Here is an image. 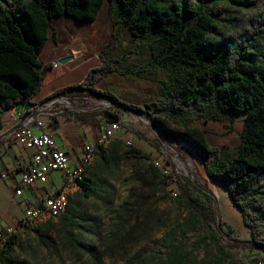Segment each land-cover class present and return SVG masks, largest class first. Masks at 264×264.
Listing matches in <instances>:
<instances>
[{
    "label": "trees",
    "instance_id": "obj_1",
    "mask_svg": "<svg viewBox=\"0 0 264 264\" xmlns=\"http://www.w3.org/2000/svg\"><path fill=\"white\" fill-rule=\"evenodd\" d=\"M105 2L109 16L130 36L140 42L152 36L158 39L152 63L145 70L127 73L165 71L168 80L161 83L160 98L135 107L96 91L98 80L115 71L114 61L103 62L91 69L82 83L52 95L86 92L107 99L118 110L146 118L166 141L186 145L202 163L207 177L228 194L249 231V241L230 238L232 246L264 250V39L251 25L240 41L211 37L217 22L229 20L236 9L251 5L264 9V0H0V116L22 106H35L31 99L44 81L38 59L47 44L52 19L67 17L89 24ZM260 16L264 17V11ZM60 68L53 70L54 78L66 72ZM213 110L230 121L243 117L241 143L228 158L191 126L200 120L218 119L209 116ZM145 158L149 160L146 154ZM113 163L110 160L104 167ZM77 185L84 197L91 196L93 181L88 171ZM197 187L210 200V194ZM182 197L187 214L178 216L163 237L144 247L131 263L242 264L212 230V211L187 194ZM66 207L67 203L64 211ZM203 226L208 228L205 235ZM14 239L7 240L10 251ZM201 251L205 256L198 259L193 253ZM0 264L11 263L3 260Z\"/></svg>",
    "mask_w": 264,
    "mask_h": 264
},
{
    "label": "rangeland",
    "instance_id": "obj_2",
    "mask_svg": "<svg viewBox=\"0 0 264 264\" xmlns=\"http://www.w3.org/2000/svg\"><path fill=\"white\" fill-rule=\"evenodd\" d=\"M262 11L264 9H256L253 5L236 9L229 20L216 23L211 37L218 39L229 36L240 41L251 25L259 29V36L263 41ZM158 46V39L154 36L147 42H140L130 36L125 28L109 16L105 2L97 18L89 24H79L67 17L52 19L45 57L56 55L58 59L62 58L60 60L69 59V67L66 66L68 63L60 66L59 61L54 62L59 64L57 70L64 67V75L69 69L78 67L73 73L76 78L70 86L82 83L88 72L101 67L103 62L114 61L112 66L115 71L99 79L94 89L108 93L124 104L142 107L160 98L161 83L168 80V74L156 69L133 75L127 73V70H145V66L152 63ZM52 65H45L42 69L43 84L45 74L50 75L52 80H57L55 84L63 82L58 80L62 76L53 77V70L56 69ZM63 95L75 100L74 105L79 110L76 112L75 109H66L64 105L56 104L55 111L60 112L59 115L66 122L75 124L80 121L79 125L90 126L97 135L87 144V147L94 149L92 160L86 169L93 181L92 194L84 197L77 182L66 184L62 173L52 172L50 176L59 179L58 182L61 181L60 174L62 175L63 186L47 193L65 191L68 207L58 217H46L45 222H35L22 229L17 227L21 216L14 226H10L15 231L12 235L15 236L13 251L6 245L12 236L0 243V262L132 264L138 252L161 239L178 216L187 214V207L182 199L183 194H187L205 209L212 211L215 219L212 230L220 235V244L231 250L238 262L264 264V250L232 246L230 238L234 242L249 241V231L243 224L238 209L232 206L228 194L207 177L202 163L186 145L166 141L146 118L127 110H118L107 99L86 92L74 96ZM49 97L59 96L50 95L46 99ZM209 116L218 119L200 120L191 126L202 131L209 145L216 148L223 158H228L241 143L243 117L230 121L215 110ZM7 119L9 112L0 116L2 128L5 124L2 121ZM117 121L120 122V128L109 131L106 139L99 142L104 134L102 126ZM1 131L0 141L3 140ZM77 151L81 154L79 148ZM145 154L149 156V160L145 158ZM69 157L72 168L74 165L70 153ZM110 160H114V163L104 167ZM47 185L44 187H48ZM197 186L210 194V200ZM42 200L28 208L37 207ZM4 228L9 227L0 225V229ZM202 229L204 235L207 234L208 228L203 226ZM190 250L191 247L186 251ZM193 254L198 259L205 256L204 251ZM210 257L206 260L210 261Z\"/></svg>",
    "mask_w": 264,
    "mask_h": 264
},
{
    "label": "built area",
    "instance_id": "obj_3",
    "mask_svg": "<svg viewBox=\"0 0 264 264\" xmlns=\"http://www.w3.org/2000/svg\"><path fill=\"white\" fill-rule=\"evenodd\" d=\"M58 63L52 65L57 68ZM75 100H70L67 96L49 97L35 104L33 107L22 106L19 110H10L9 119L1 131V138L6 141H13L19 146L30 152L29 163L20 173L19 185L16 194L20 195V190L36 185L45 186L48 184L49 176L52 172H60L66 184H76L79 180V170L83 162L90 161L94 149L86 147L84 157L79 160L72 168L70 167V157L67 150L61 147L53 137L51 126L58 119L64 117L55 111V105H64L70 110L78 112L79 108L74 105ZM120 128V122H113L102 126L104 133L99 142L106 139V133L116 131ZM64 191L46 193L40 205L30 207L25 210L17 227H28V221L41 217L44 214L56 213L54 202L63 200ZM14 227L0 229V243L6 236V230Z\"/></svg>",
    "mask_w": 264,
    "mask_h": 264
},
{
    "label": "crops",
    "instance_id": "obj_4",
    "mask_svg": "<svg viewBox=\"0 0 264 264\" xmlns=\"http://www.w3.org/2000/svg\"><path fill=\"white\" fill-rule=\"evenodd\" d=\"M45 48L46 46L38 59L41 71L45 65L54 64V62L62 59H58L56 55L45 57ZM41 60L43 63H41ZM66 66L69 67V63ZM76 68L78 67L69 69L64 76L58 79L63 81L61 84H55L57 80H52L50 75L45 74V83L42 84L31 102L34 104L39 103L55 91L73 84L76 78L73 73ZM2 122H5V120ZM79 124L80 121L74 124L73 122H66L64 118L63 120L58 119L51 126L52 134L58 144L70 153L72 165L83 158L88 141L97 137L96 132H93L90 126ZM78 148L81 150V154L78 153ZM29 155L28 150L13 141H0V225L3 227L14 226L26 208L39 204L47 191L57 190L63 186L62 175L60 174V182H58L59 179H53L50 176L48 187L38 185L32 188H24L21 190L20 195H17L16 190L19 185L20 172L29 163Z\"/></svg>",
    "mask_w": 264,
    "mask_h": 264
},
{
    "label": "bare ground",
    "instance_id": "obj_5",
    "mask_svg": "<svg viewBox=\"0 0 264 264\" xmlns=\"http://www.w3.org/2000/svg\"><path fill=\"white\" fill-rule=\"evenodd\" d=\"M91 160H92V158L90 159V161L82 163V165L80 167V170H79V180H81L84 172L89 167L88 165L90 164ZM67 200H68V197H67L66 192L64 191L63 200H57V201L54 202V209L55 210H59V215H56V213L44 214L41 217L32 219V221H28V227L31 226L35 222H40V223L43 222V221L45 222V218L46 217L47 218H49V217L55 218V217L60 216L64 212ZM20 228L22 229V228H25V227H20ZM14 232L15 231L13 229L6 230V236L3 237V240L6 239L7 237L9 238L10 236L14 235Z\"/></svg>",
    "mask_w": 264,
    "mask_h": 264
},
{
    "label": "water",
    "instance_id": "obj_6",
    "mask_svg": "<svg viewBox=\"0 0 264 264\" xmlns=\"http://www.w3.org/2000/svg\"><path fill=\"white\" fill-rule=\"evenodd\" d=\"M70 60L69 59H63L59 61L60 65H65L66 63H68ZM2 130V126L0 125V131Z\"/></svg>",
    "mask_w": 264,
    "mask_h": 264
}]
</instances>
